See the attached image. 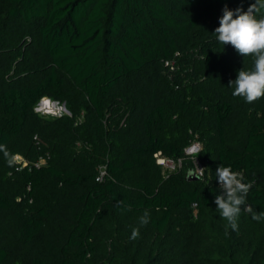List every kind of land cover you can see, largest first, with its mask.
I'll list each match as a JSON object with an SVG mask.
<instances>
[{
	"label": "trees",
	"instance_id": "1",
	"mask_svg": "<svg viewBox=\"0 0 264 264\" xmlns=\"http://www.w3.org/2000/svg\"><path fill=\"white\" fill-rule=\"evenodd\" d=\"M253 2L0 0V264H264V219L214 203L223 165L264 212V98L232 95L253 60L213 34Z\"/></svg>",
	"mask_w": 264,
	"mask_h": 264
},
{
	"label": "clouds",
	"instance_id": "2",
	"mask_svg": "<svg viewBox=\"0 0 264 264\" xmlns=\"http://www.w3.org/2000/svg\"><path fill=\"white\" fill-rule=\"evenodd\" d=\"M213 34L223 46L231 45L240 56L251 57L253 60L251 69L242 68L236 79L229 81V87L234 89L232 95L243 98L248 104L264 98V0H254L246 11L242 8L230 10L225 7L219 26ZM191 151L197 153L199 149L193 148ZM8 156L9 153L5 150V157ZM203 174L204 169H200V175ZM215 174L220 188V194L214 200L216 210L233 231L238 230L237 221L242 210L251 214L252 219L257 222L264 219V212L257 214L246 204L247 194L254 181L244 182L241 172L223 165L217 167ZM148 222V213L145 212L140 223L146 225ZM138 236L139 229L134 228L131 238L136 239Z\"/></svg>",
	"mask_w": 264,
	"mask_h": 264
},
{
	"label": "built area",
	"instance_id": "3",
	"mask_svg": "<svg viewBox=\"0 0 264 264\" xmlns=\"http://www.w3.org/2000/svg\"><path fill=\"white\" fill-rule=\"evenodd\" d=\"M193 148H198L199 149V151L197 152V153H193L192 151H191V149H193ZM201 148H202V146H201V144H200V142L199 141H193L186 149H185V154L187 155V156H189L191 159H192V161L194 160V159H196L199 163H198V165H194L195 166V173H196V175L198 176V177H202L201 175H200V169H204V171H205V167H204V165L201 163V161L199 160V158L197 157V155L199 154V152L201 151ZM156 157H157V162H158V164L159 165H161L163 168H165V167H167V173H169V172H172V171H175L177 168H180L181 166H182V160L181 159H178V160H172V159H169V158H166V157H163L160 153L159 154H157L156 155ZM19 157H17V159H18ZM176 163H178L177 165H175ZM193 163H194V161H193ZM166 169V168H165ZM166 172V171H165ZM104 175H105V171H101V174L98 176V178H97V181H102L103 180V177H104ZM204 175V174H203Z\"/></svg>",
	"mask_w": 264,
	"mask_h": 264
},
{
	"label": "rangeland",
	"instance_id": "4",
	"mask_svg": "<svg viewBox=\"0 0 264 264\" xmlns=\"http://www.w3.org/2000/svg\"><path fill=\"white\" fill-rule=\"evenodd\" d=\"M35 112L45 117H60L63 115H70L66 103H60L47 97L43 98L38 102V104H36ZM17 160H21V158H18ZM193 161H194V165L195 164L198 165L199 162L196 159H194ZM177 164L178 163H176L175 165ZM165 168H163L164 173H167L168 171L167 167Z\"/></svg>",
	"mask_w": 264,
	"mask_h": 264
},
{
	"label": "water",
	"instance_id": "5",
	"mask_svg": "<svg viewBox=\"0 0 264 264\" xmlns=\"http://www.w3.org/2000/svg\"><path fill=\"white\" fill-rule=\"evenodd\" d=\"M197 177L198 176L196 175L195 170H191L189 172V175H188V178L187 179H189V180H197L198 179Z\"/></svg>",
	"mask_w": 264,
	"mask_h": 264
}]
</instances>
